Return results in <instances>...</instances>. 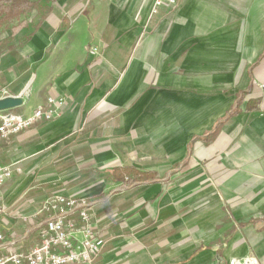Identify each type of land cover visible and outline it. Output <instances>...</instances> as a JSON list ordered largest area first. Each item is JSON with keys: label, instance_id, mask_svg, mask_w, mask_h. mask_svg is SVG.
<instances>
[{"label": "crops", "instance_id": "1", "mask_svg": "<svg viewBox=\"0 0 264 264\" xmlns=\"http://www.w3.org/2000/svg\"><path fill=\"white\" fill-rule=\"evenodd\" d=\"M37 1L45 11L0 54V98L67 103L0 142V163L22 169L9 181L38 184L0 252L31 249L34 215L63 194L96 214L93 264H264V0L154 15L156 0Z\"/></svg>", "mask_w": 264, "mask_h": 264}, {"label": "built area", "instance_id": "2", "mask_svg": "<svg viewBox=\"0 0 264 264\" xmlns=\"http://www.w3.org/2000/svg\"><path fill=\"white\" fill-rule=\"evenodd\" d=\"M177 0H156L152 15L166 4L175 5ZM90 54L97 53V47H89ZM4 94L9 90L4 89ZM13 96V95H10ZM6 97V96H5ZM67 103L62 94L51 95L44 105L36 108L32 116L26 117L13 110H0V142L14 134L32 127L39 121H50L59 116ZM21 167L0 163V189L20 173ZM45 215L39 227V241L29 250H10L0 252V264H76L85 262L93 264L96 257L106 245V240L98 233L96 214L88 208L86 199L63 194H55L46 199L34 215ZM78 215L80 222L73 216ZM26 221L28 217H23ZM15 235V233L13 234ZM16 238H14L15 242ZM6 241V235L0 229V250ZM230 264H261L256 256L234 258Z\"/></svg>", "mask_w": 264, "mask_h": 264}, {"label": "rangeland", "instance_id": "3", "mask_svg": "<svg viewBox=\"0 0 264 264\" xmlns=\"http://www.w3.org/2000/svg\"><path fill=\"white\" fill-rule=\"evenodd\" d=\"M42 11H45V9H40L39 4H38L37 8L29 12L27 16L25 15L24 17H22L16 22H11L3 30H1L0 32V54L1 52L5 50V48L11 42L15 40L16 38L15 36L18 34V28L22 24H29V23L34 22L35 17H37L38 14H41ZM16 41H19V39L16 38ZM43 97L44 96H42V98ZM36 105H37V95L33 91L31 99L27 100V102L21 107L17 108L16 111L18 113L23 114L26 117H29L34 114L36 110L35 109ZM19 178L20 177L18 175L14 181H9L7 184L3 186V189H0V191L3 190V196H5V194L11 193L6 200L4 201L0 200V228L5 227L3 223H18L19 214L22 211H24V209L20 207V203H22L27 198L28 193L35 191L36 186L38 185L36 181L31 180L29 178L26 180L25 178L24 179H19ZM14 194H17L18 196L9 203L8 202L9 199ZM21 195H24V197L20 199L18 202H16V200H18ZM4 230L6 229L4 228Z\"/></svg>", "mask_w": 264, "mask_h": 264}, {"label": "trees", "instance_id": "4", "mask_svg": "<svg viewBox=\"0 0 264 264\" xmlns=\"http://www.w3.org/2000/svg\"><path fill=\"white\" fill-rule=\"evenodd\" d=\"M36 0H0V32L11 22H16L38 6ZM125 173L135 172L126 168Z\"/></svg>", "mask_w": 264, "mask_h": 264}, {"label": "water", "instance_id": "5", "mask_svg": "<svg viewBox=\"0 0 264 264\" xmlns=\"http://www.w3.org/2000/svg\"><path fill=\"white\" fill-rule=\"evenodd\" d=\"M24 104L21 96H6L0 98V110H14Z\"/></svg>", "mask_w": 264, "mask_h": 264}]
</instances>
